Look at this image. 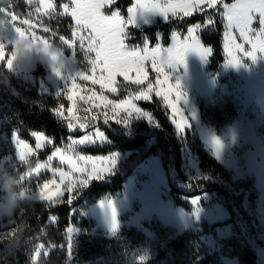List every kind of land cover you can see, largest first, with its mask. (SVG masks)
Instances as JSON below:
<instances>
[{
    "label": "rangeland",
    "instance_id": "374dc122",
    "mask_svg": "<svg viewBox=\"0 0 264 264\" xmlns=\"http://www.w3.org/2000/svg\"><path fill=\"white\" fill-rule=\"evenodd\" d=\"M24 1L29 4L27 0ZM67 2L68 0H64L63 3ZM29 5L39 6L36 0H33V3ZM109 10L110 8L107 10L110 13ZM54 17L38 18L34 9L31 14L17 16L16 23L20 26L19 21L28 18L32 19L34 23L42 22L43 26L49 27L50 31L48 33H44L42 27H38L36 31L38 36H43L49 39L50 43L63 48L62 62L64 67L61 69L59 76L53 71L49 62L39 55H34L31 62L14 64L13 69L9 70L6 60L12 51L11 46L6 48L4 65L5 69L26 87L36 89L42 96L65 100L69 106L71 102L66 99V96L62 94L59 97L58 94L66 90L69 83L68 77L75 76L77 71L83 70L86 74H92L88 59L89 55L94 54L86 52V45L85 49H81L78 42L75 45V55L72 49L62 45L57 33L47 23L48 20ZM63 17L71 20L70 17ZM8 18L10 20L11 16H8ZM158 20L164 21L162 18L152 17L148 24L140 22L137 29L151 26ZM253 26L259 28L258 23H254ZM130 28H128V31ZM201 31L198 32V35ZM53 32L55 36L52 35ZM238 42L243 41L238 37ZM172 43L171 37L170 46ZM246 48H250V46L246 45ZM224 53L225 63L220 74L216 77H212L207 71L211 55L208 60H205L195 51L186 54L183 64H178L174 68H166V71L170 74V83L176 84L179 82L182 93L183 98L178 106L181 107L187 117L188 124L183 131L177 130L171 122V109L166 108L162 97H156L155 92L151 95L152 99L157 98L167 111L168 122L181 145V173L183 177L187 182L209 181L226 188L235 199V211L240 219L238 225L229 222L228 204L215 194H204L189 199L193 206V211L190 213L176 207L173 204L169 186V181L173 182L175 177L169 169L168 161L164 155L152 156L135 168L126 179L120 193L112 197H106L84 211L83 216L94 222V227L89 234L107 238L113 242L109 253L84 264H142L154 258L159 251L163 250L177 237L187 233L197 234L199 241L209 253L219 250L229 240L246 238L254 247L259 264H264V54L258 56L255 62L251 58L239 54L242 59L241 63L233 65L226 64L228 56L225 49ZM147 70L149 80L155 83L156 73L152 71L150 62L147 63ZM117 80L120 85L118 92H105L110 99H125L129 95H134L139 87H147V81L143 86L138 87L124 81L122 77H117ZM76 83L83 86L84 91L82 94L84 95L90 94L88 90L92 88L99 91V85H92L90 81L77 79ZM150 101L139 100L134 102L139 107V103ZM79 107L78 115L84 117L86 114L83 109L88 105L79 102ZM64 112L67 115V110ZM100 112L102 110L93 108L92 112L87 115L91 116ZM111 115L112 113L109 112V116ZM123 115L121 113L117 118H121ZM101 122H103L102 115L94 124L83 130H77L83 132L82 136L89 133L94 134L97 130L96 125ZM110 123L116 124L114 120H110ZM142 123L150 129L158 128L157 123H149L143 118L133 119V122L127 128L120 124L116 125L127 130H133ZM187 133L197 137L206 153L224 171H202L200 169L191 140L187 139ZM16 136L18 137L17 134ZM31 137L36 144L35 136L31 134ZM213 138H218L223 145L219 155L216 154ZM105 142L104 139L103 141L98 140L95 144L75 145L74 153L69 151V154L95 158L99 166V158L106 156L83 155L78 150L104 144ZM69 143L70 140L68 139L60 148L67 149ZM154 143L155 140L152 138L147 142L145 149L141 151L110 154L116 158L117 163L112 174L105 173L104 179L122 171L135 156L144 153ZM12 144L15 148L13 142ZM30 147L35 149V145ZM51 147L52 143L46 144L44 148L35 151L29 157V160ZM55 149L52 150L49 156L52 155ZM15 156L16 148L15 154L11 156L13 157L11 163L18 165ZM48 157L45 161L38 163L47 162ZM58 168H62L64 171L69 170L68 166L62 164L58 158L51 161L50 169H41L39 174L34 173L29 176L28 173L31 170L29 169L19 176V178L21 176L25 177L22 181L18 178L19 187L27 189L28 193L31 194L37 193L46 181L56 180L59 183V174H54L51 171V169ZM15 171L16 167L9 172L3 166H0V188L8 180L9 174ZM50 187L53 191L55 190L54 186ZM61 189H64V185H61ZM66 195H69V193L64 191L63 197ZM194 199L198 201L196 205L192 203ZM201 200L205 201L206 207L200 205ZM28 202L45 203L31 199ZM109 202L111 207H109ZM112 208L116 210L115 231L112 227ZM196 208H199V212L196 211ZM240 208L243 210L245 217L239 213ZM4 218H9V216H0V222ZM73 229L74 231L71 233L72 245L77 236L83 233L78 228ZM249 231L252 232V235L249 234ZM68 243L69 233L67 248ZM54 249L55 247H43L39 257L34 255L33 261H35V264H40L41 259L48 256ZM197 254L198 252L192 254L190 258H196ZM140 257H143V261L140 260ZM219 264H239V261L236 258L222 257Z\"/></svg>",
    "mask_w": 264,
    "mask_h": 264
},
{
    "label": "snow or ice",
    "instance_id": "6c2138e0",
    "mask_svg": "<svg viewBox=\"0 0 264 264\" xmlns=\"http://www.w3.org/2000/svg\"><path fill=\"white\" fill-rule=\"evenodd\" d=\"M29 4L33 0H27ZM116 0H68L67 3L60 5V11H57V4L54 0H36L39 5L35 8L37 17H54L67 16L73 21L72 39H66L63 35L59 36L62 45L72 49L75 55V45L78 42L81 49H85L89 55L88 63L90 65L91 75L85 71L79 70L75 76H69V83L66 90L58 94H63L66 99L71 102L67 108V115L64 112V105L60 104L58 108H53L52 112L61 122H66L69 132L77 129L83 130L89 125L94 124L102 115L103 124L107 125L110 120H114L116 124H120L127 128L133 122V119H146L149 123H157L153 114L143 111L134 101H150L152 93L155 92L156 97H162L163 103L167 109H171V122L177 130L183 131L187 126V117L185 116L180 104L182 93L180 91L179 82L170 83V74L166 68H174L178 64H183L185 56L190 51L197 52L202 59L208 60L213 52L211 47H205L200 40L198 32L209 27H215V20L211 12L208 13L206 23H196L187 29V35L173 32V43L168 48H162L159 43L155 47H149L147 38L144 40L143 47L130 45L127 41L131 38L128 28H137L139 23L148 24L150 18L159 17L165 22L170 18H179L183 20L192 17L195 13H204L207 10L216 12L223 22L224 26V49L227 53L228 60L226 64L238 65L242 59L239 54L244 57L251 58L255 62L258 56L264 54V0H234L233 3H225L224 0H135V3L127 9V18L122 16L118 10L107 11ZM0 13H6L4 7H0ZM7 26L0 24V62L5 61V51L8 46L12 48L20 39H30L32 45L40 51L50 52L53 61L59 64L54 67L53 71L59 76L61 69L64 67L62 62L63 48L52 44L49 39L38 36L36 29L42 27L44 33L50 31L49 27L43 26L42 22L34 23L32 19H21L17 25V16L11 13ZM254 23H258L259 28H255ZM238 34V36H237ZM55 36V33H52ZM238 37L243 42H238ZM159 39V34H157ZM246 45L250 48H246ZM51 50V51H50ZM15 55L11 51L6 65L9 70L13 69ZM150 62L151 69L156 73L155 83L149 80V72L147 63ZM117 77H122L124 81L136 85L143 86L147 81V87H139L134 95H129L125 99H110L105 92L117 93L120 85ZM77 79L82 81H90L92 85H99V91L95 88L89 89L90 94L84 95L83 86L76 83ZM79 102L88 107L84 108L85 116L78 115L80 111ZM93 108L100 109L102 112L88 116ZM109 112L112 113L109 116ZM124 115L117 118L120 114ZM36 139L35 149H32L26 142L19 139L14 131L12 142L16 148L15 160L17 164L27 165L29 157L51 144L53 140L43 133H33ZM105 133L98 128L95 133H89L79 139L69 137L70 143L67 149L56 148L48 161L41 164L37 163L35 168L28 173L39 174L41 169H50L51 161L58 158L62 164L68 166V171L62 168L51 169L53 173L59 174V183L56 180L46 181L40 187L37 193H27L31 200H39L45 202L49 207L55 206L62 202L61 198L64 191L69 193L68 203L71 204L76 198L72 195L78 188H86L93 180H101L105 178V173L111 175L116 166V158L112 155L99 158V166L95 158L87 156H76L69 154L74 153L75 145L95 144L98 140L103 141ZM213 145L216 154L219 155L223 145L218 138H213ZM13 157L6 156L0 160V166L11 172L16 167L12 164ZM83 162V163H81ZM7 165V166H6ZM21 181L24 176L19 178ZM64 185V189H61ZM50 186H54L53 191ZM193 205L198 203L197 200L192 201ZM3 205H0V216H4ZM109 207L111 203L109 202ZM199 212V208H196ZM10 217L8 225L0 223V228L7 227V232H0V239L5 237H15L11 246L19 240V234L22 226L17 225L16 221L11 219L12 213L8 212ZM54 215L50 216V220L54 219ZM113 231L116 229V210L111 209ZM69 233L68 250H72L73 228L67 229ZM43 246L36 249V257H39ZM46 254V253H45ZM143 261V257H140ZM35 264V261H33Z\"/></svg>",
    "mask_w": 264,
    "mask_h": 264
},
{
    "label": "trees",
    "instance_id": "16d2710c",
    "mask_svg": "<svg viewBox=\"0 0 264 264\" xmlns=\"http://www.w3.org/2000/svg\"><path fill=\"white\" fill-rule=\"evenodd\" d=\"M135 0H116L109 11L118 10L124 17L127 16V9L133 5ZM64 0H55L57 11ZM225 3H233L234 0H224ZM0 7L6 9V13L16 16L31 14L36 8L27 4L24 0H0ZM211 12L215 20L214 28L203 29L200 33L201 43L205 47H211L213 52L209 59L208 73L212 77L220 74L225 63L224 53V26L220 16L212 10L204 13H195L192 17L172 18L168 22L158 20L155 24L143 28H130L131 38L128 44L141 47L145 38L149 41L150 47L159 43L162 47H169L173 32L186 35L187 29L193 24H205L208 13ZM8 16V15H7ZM54 29L57 36L63 35L66 39H72L73 21L65 17H54L47 21ZM159 34V39L157 38ZM0 73L9 77L7 87L0 84V160L6 156H13L15 148L12 144L13 133L18 138L29 144L35 145L31 134L43 133L53 140L52 147L36 155L29 160L27 165H16V171L11 175L18 180L19 176L33 169L38 162H43L51 154L54 148H60L68 139L80 138L82 131L69 132L66 122H61L52 112L53 108L64 105V111L68 104L65 100L42 96L36 89H30L12 76L6 69L4 62L0 64ZM127 87V86H125ZM123 96L125 95L122 94ZM139 107L146 112L153 114L158 121V128L150 129L142 123L133 130H127L113 123L104 125L103 122L96 127L105 133L104 144L93 145L81 148L80 154L88 156H107L114 153L136 152L145 149L147 142L154 138L155 143L141 155L135 156L130 164L119 173L101 181H93L85 189H78L72 193L76 198L69 204V195L63 197L62 202L49 207L45 203L27 202L15 212L11 219L17 225L22 226L19 240L12 245L15 237L0 239V264H33L34 255L38 246L44 248L55 247L48 256L43 257L40 264H84L94 261L109 253L113 242L107 238L90 235L94 222L83 216L84 211L90 206L98 203L106 197H112L123 190L126 179L132 174L135 168L147 158L164 155L168 161L169 169L174 175V181H169L173 204L190 213L193 206L189 199L200 197L204 194H215L228 204L230 214L229 222L236 226L240 219L236 213V204L233 195L224 187L218 186L209 181L187 182L181 173V145L175 136L172 127L168 122V113L162 107L157 98L150 102H141ZM187 139L198 158L199 167L202 171H224L223 168L212 159L204 150L202 144L195 135L187 133ZM200 205L206 207L204 200ZM239 213L245 214L240 208ZM54 215V219H49ZM9 218H4L0 223L8 225ZM78 228L81 235L73 242L71 252L67 248V229ZM7 227L0 228V232H7ZM239 230V229H238ZM240 233V232H239ZM252 235V232L249 231ZM198 252L196 258H190ZM236 258L239 264H259L256 252L252 244L246 238L232 239L225 242L222 247L212 253L206 251L199 236L193 233L183 234L168 244L156 256L142 264H219L220 258Z\"/></svg>",
    "mask_w": 264,
    "mask_h": 264
},
{
    "label": "clouds",
    "instance_id": "9594fccd",
    "mask_svg": "<svg viewBox=\"0 0 264 264\" xmlns=\"http://www.w3.org/2000/svg\"><path fill=\"white\" fill-rule=\"evenodd\" d=\"M6 3L7 0H4ZM9 18L6 14L0 15V24L7 26ZM51 51V50H50ZM12 52L15 55L14 64H20L23 62H31L34 59V55H39L46 59L54 67H59L56 61H53L50 52L38 51L35 46L32 45L30 39H20L17 44L12 48ZM10 79L3 73H0V84L5 87L8 86ZM28 190L19 187V181L15 176L9 174L8 180L5 182L2 188H0V205H3L4 215H8V212H15L16 209L26 204L29 201Z\"/></svg>",
    "mask_w": 264,
    "mask_h": 264
}]
</instances>
